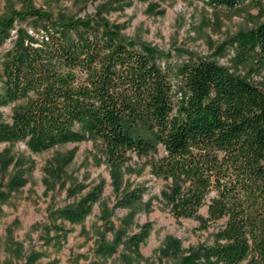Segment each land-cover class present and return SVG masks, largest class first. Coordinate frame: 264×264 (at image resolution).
<instances>
[{
    "label": "trees",
    "instance_id": "1",
    "mask_svg": "<svg viewBox=\"0 0 264 264\" xmlns=\"http://www.w3.org/2000/svg\"><path fill=\"white\" fill-rule=\"evenodd\" d=\"M133 1L143 0H110L107 8L122 11ZM197 1L212 9L264 8V0ZM102 17L55 19L30 9L0 18V46L13 43L0 65V106L28 99L11 124L0 115V142L22 140L38 153L98 140L117 188L129 153L160 146L165 156L152 170L172 180L162 194L172 215L202 228L227 218L212 244L182 256L180 242L167 238L163 253L179 257L178 264H240L251 255L264 264V22L228 41L233 72L209 59L173 64L127 43ZM28 19L43 23L41 30L16 26ZM211 191L216 197L204 218L198 211ZM98 196L90 193L61 217L82 223ZM141 196L139 189L126 192L118 206L129 208ZM149 233L145 225L129 239L135 253ZM33 256L25 264H35Z\"/></svg>",
    "mask_w": 264,
    "mask_h": 264
},
{
    "label": "rangeland",
    "instance_id": "2",
    "mask_svg": "<svg viewBox=\"0 0 264 264\" xmlns=\"http://www.w3.org/2000/svg\"><path fill=\"white\" fill-rule=\"evenodd\" d=\"M109 1L0 0V18L30 9L46 11L55 19L96 18L102 11V19L118 26L121 38L138 49L165 54L173 64L209 59L233 72L237 69L228 41L264 22V8L260 11L252 3L228 10L197 0H143L110 13ZM16 24L33 32L43 23L28 19ZM12 49L10 40L0 46V65ZM238 72L244 74L242 69ZM27 103L21 99L0 106L1 121L11 124ZM164 156L160 146L148 155L129 153L117 188L98 140L38 153L22 140L0 142V264H25L31 255L35 264H178L179 257L163 253L167 238L180 242L182 256L212 244L227 218L209 222L206 228L195 219H176L162 196L171 191L172 180L152 170ZM136 189L142 191L140 199L129 208L119 207L122 195ZM93 192L99 196L82 223L63 220L62 210ZM215 197L214 191L205 197L200 216L208 217ZM145 225L150 226L149 236L135 253L129 239ZM240 264L258 263L251 255Z\"/></svg>",
    "mask_w": 264,
    "mask_h": 264
}]
</instances>
